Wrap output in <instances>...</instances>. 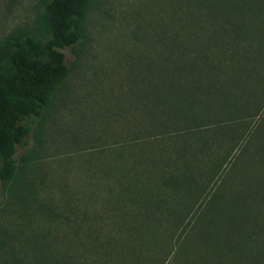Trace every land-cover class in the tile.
I'll return each mask as SVG.
<instances>
[{
    "label": "trees",
    "instance_id": "obj_1",
    "mask_svg": "<svg viewBox=\"0 0 264 264\" xmlns=\"http://www.w3.org/2000/svg\"><path fill=\"white\" fill-rule=\"evenodd\" d=\"M190 1L209 18L208 43L190 32L167 36V26L149 23V62L135 95L149 110V142L158 152L143 162L142 151L132 170H98L114 184L101 198L84 192L85 211L74 193L64 207L39 203L36 212L23 199L22 228L0 235V264H140L163 242L161 220L178 231L169 264H264V0ZM42 2L48 41L25 29L0 39L4 181L15 176L13 155L29 131L18 119L47 104L68 76L61 50L80 38L89 4ZM194 164H203L199 175ZM98 213L110 220L104 239L86 223ZM34 215L43 229L33 228ZM113 220L120 223L114 229Z\"/></svg>",
    "mask_w": 264,
    "mask_h": 264
},
{
    "label": "rangeland",
    "instance_id": "obj_2",
    "mask_svg": "<svg viewBox=\"0 0 264 264\" xmlns=\"http://www.w3.org/2000/svg\"><path fill=\"white\" fill-rule=\"evenodd\" d=\"M194 4L190 0H89L80 38L61 50L68 76L47 104L18 119L29 131L13 155L18 164L15 176L8 181L0 178V235L22 228L23 199L33 211L39 203L62 208L74 193L72 198L85 211L84 192L101 198L107 195L105 187L114 184L112 178L99 179L98 170L128 171L142 151L143 162L149 160V153L158 152V145L149 142V110L135 95L142 88L144 64L149 62V23L167 26V36L183 38L190 32L206 44L211 41V24L204 10ZM44 10L42 0H0V39L25 29L45 43L51 35L44 30ZM120 152L125 166L123 159L116 158ZM166 158L164 164L169 166L170 156ZM194 165L199 175L203 164ZM98 215L88 214L86 223L93 225V237L104 239L110 233V220L107 214ZM31 220L33 228L42 226L39 215ZM118 221H112V228ZM159 224L163 242L149 259V254L142 256L140 264L172 260L168 253L178 236L176 224L169 230L166 220ZM165 246L169 247L163 250Z\"/></svg>",
    "mask_w": 264,
    "mask_h": 264
}]
</instances>
